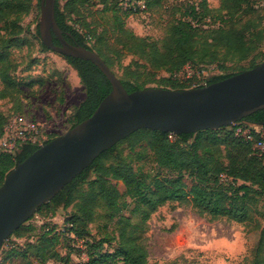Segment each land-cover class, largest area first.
Here are the masks:
<instances>
[{
	"label": "trees",
	"instance_id": "obj_1",
	"mask_svg": "<svg viewBox=\"0 0 264 264\" xmlns=\"http://www.w3.org/2000/svg\"><path fill=\"white\" fill-rule=\"evenodd\" d=\"M35 1L0 0V100L13 96L21 86V82L13 75L16 63L10 49L25 44L26 41L22 38L24 32L22 19L29 14ZM84 1L86 0H57L56 21L66 40L95 51L112 70V63L99 51L105 45L103 36L97 40L100 48L97 50L90 44L96 39L95 32L90 30L89 26L77 28L70 23L68 13L63 9L65 5L77 10L78 5H82ZM99 1L103 5L107 2ZM145 1L149 11L152 10V1ZM154 2L159 3L160 0H153ZM113 4L115 16L112 22L114 30L118 32V44L130 53L147 56L151 69L175 74L192 64H200V70L211 65L218 66L220 64L216 57L218 47H223L226 55L234 56L237 61L247 59L253 53L254 46L247 40L245 31L255 25L249 21L242 28H237L236 23L246 19L247 13L251 10L259 12L264 0H221V15L213 13L208 8L207 0L191 2L180 18H174L170 22L163 49L148 36L139 37L124 28L121 20L128 19L131 13L121 6V0H113ZM76 12L81 13L80 9ZM37 31L40 36L39 29ZM198 36L204 37L203 40L199 41ZM55 43L58 44L57 41ZM41 45L48 50L43 42ZM64 57L76 70L85 91V98L73 109L71 128L94 113L100 102L110 93L112 86L103 72L91 61ZM258 64H253L247 69ZM236 73L213 76L206 84ZM121 81L129 92L145 88L131 81L124 79ZM178 83L184 84L179 81ZM31 85L32 83L29 84ZM192 87L180 86L171 89L183 90ZM7 119L0 114V137ZM238 125L249 128L251 140L242 135L243 129L237 131ZM256 127L264 129V109L239 121L237 125L201 130L193 134L175 135L148 129L136 131L110 150L103 152L51 201L43 204L28 222L18 228L1 250L3 262L14 256L25 258L27 264H46L51 260L61 262L64 258L55 248L59 240L69 237L66 235L67 232H72L75 238H69L73 242L82 240L87 244V251H82L87 260L76 264H150L145 247L137 240V233L146 230L151 214L171 202H190L201 216H207L211 220L227 219L237 223L253 221L255 214L262 208L261 218L264 221V152L256 146L262 139L261 132L257 131ZM123 142H130L133 149L139 143H144L149 148L155 168H149L147 162L106 164L104 162L106 157L114 153ZM220 145L228 147V166H225L215 154H211L213 148ZM39 146L40 144L30 142L22 143L13 153L0 147V186L7 174ZM139 157L142 159L141 154ZM164 174L176 177L173 186L164 182L162 179ZM119 182L125 185V194L120 191ZM84 185H87V191L80 190ZM124 196L130 197L135 203L131 212L132 215L139 217L136 222L121 214L128 206L123 200ZM100 202L109 210L110 216L120 214L118 218L120 241L116 248L109 251L103 249L104 240H97L88 226L97 221L100 214L96 208ZM60 210H64L66 216L64 224L72 225L66 228L64 233L58 231L59 226H51L50 221V218ZM38 215L46 219L41 224L34 219ZM262 236L264 237V230ZM13 237L24 238L25 242L18 244L12 240ZM10 240L13 241L11 248L6 247ZM262 246L263 244L259 246L260 253L264 247ZM3 262L0 261V264Z\"/></svg>",
	"mask_w": 264,
	"mask_h": 264
},
{
	"label": "rangeland",
	"instance_id": "obj_2",
	"mask_svg": "<svg viewBox=\"0 0 264 264\" xmlns=\"http://www.w3.org/2000/svg\"><path fill=\"white\" fill-rule=\"evenodd\" d=\"M151 1L153 8L146 17L142 14L131 15L121 22L124 28L139 37L148 36L163 49L170 22L174 18H180L188 4L200 0H160L159 3ZM99 2V0L84 1L82 5H78L80 14L76 12L78 9L62 5L64 11L68 13L70 23L77 28L83 25L89 26V29L95 32L96 39L90 44L97 50L100 49L97 40L103 36L105 45L99 51L112 63V70L118 77L142 87L161 86L170 89L194 86L204 81L200 74V64L183 68L181 78L178 80L172 77V72L151 69L147 56L128 52L117 41L118 32L114 30L112 22L115 16L113 0H107L104 5ZM220 3L221 0H207L208 8L218 15L222 13ZM260 6L259 12L251 10L247 13L246 19L236 23L237 28H242L247 22H254L255 27L245 31L247 40L254 46L253 53L247 59L237 61L234 56L226 55L223 47H218L216 57L220 64L214 69L203 68L207 70L206 78L236 73L264 61V4ZM40 19L41 2L36 0L29 14L22 19L24 27L22 38L25 39V44L10 49L16 63L13 75L21 82V86L13 96L0 100V114L7 118L18 114L34 118L40 125L37 144L42 145L45 141L64 134L70 128L73 122V109L83 101L85 91L76 70L65 57L42 47V40L37 31ZM203 38L197 37L199 41ZM178 81L184 84L180 85ZM242 129L243 133L250 131L249 128L237 126L238 132ZM256 130L264 136L263 128L256 127ZM139 154L142 155V159ZM211 154H215L225 166H228L229 152L226 145L214 147ZM152 161L149 148L144 143H139L133 149L130 142H123L118 145L114 153L106 157L104 162L117 165L147 162L149 168L154 169L155 164ZM162 179L166 184L173 186L176 177L164 174ZM118 187L121 192L126 193V187L122 182L118 183ZM80 190L87 191V185ZM123 200L128 206L121 214L130 218L132 222L139 220V217L132 215L131 210L135 206L132 199L124 196ZM96 210L100 215L97 221L88 226L97 240H104L103 249L109 251L111 248H116L120 241L118 233L120 214L110 216L109 210L102 202ZM259 210L253 221L237 223L227 219L211 220L207 216H201L190 202L166 203L151 214L146 230L137 233V240L145 247L150 264H254L255 262L264 264L262 236L264 221L261 218L263 209ZM58 214L64 217V210H60ZM34 219L36 222L45 221L40 216ZM51 226L62 227L60 224H54L53 221ZM12 242L10 240V243ZM260 244H263L261 253ZM55 250L64 260L50 261L48 264H76L86 258L82 251H87V244L82 240L73 242L69 237H64L59 240ZM24 263H27L25 258L14 256L8 264Z\"/></svg>",
	"mask_w": 264,
	"mask_h": 264
},
{
	"label": "water",
	"instance_id": "obj_3",
	"mask_svg": "<svg viewBox=\"0 0 264 264\" xmlns=\"http://www.w3.org/2000/svg\"><path fill=\"white\" fill-rule=\"evenodd\" d=\"M56 1L41 0L38 29L43 44L63 56L91 61L112 89L90 117L40 145L7 174L0 186V253L5 241L43 204L103 152L136 131L193 134L232 126L264 109V61L200 87H145L129 92L100 55L66 40L56 21Z\"/></svg>",
	"mask_w": 264,
	"mask_h": 264
},
{
	"label": "built area",
	"instance_id": "obj_4",
	"mask_svg": "<svg viewBox=\"0 0 264 264\" xmlns=\"http://www.w3.org/2000/svg\"><path fill=\"white\" fill-rule=\"evenodd\" d=\"M122 1H124V2H122ZM121 6L125 10L129 11V13H131V15L142 14V16L146 17L149 13L148 5H147L145 0H121ZM215 67H217V66L211 65L207 69H209V68L214 69ZM181 74H182V71L173 74L172 77L179 80L181 78ZM200 74L202 75V79L204 81L202 83H198V85H194L193 87H200V85L201 86L207 85L206 84V82L208 80V78H206L207 70L201 69ZM233 125H237V123H235ZM242 135L246 139H249V140L252 139L250 131L246 132V133H242ZM39 136H40V125H39V123L34 118L29 117L25 114H18V115L12 116V117L7 119L6 124L4 126L3 134L0 137V147L4 151L13 153L18 149L19 145L22 143L30 142L32 144H37ZM261 137H262V139H260L256 143V146L261 151L264 152V136L262 135ZM61 226L62 227H60L58 231L64 233V232H66V228H69L72 225L70 223H67V224H62ZM66 235L71 237V238H75V236L72 232H67ZM6 247L11 248V247H13V244L7 243ZM86 258H87V256H86Z\"/></svg>",
	"mask_w": 264,
	"mask_h": 264
},
{
	"label": "crops",
	"instance_id": "obj_5",
	"mask_svg": "<svg viewBox=\"0 0 264 264\" xmlns=\"http://www.w3.org/2000/svg\"><path fill=\"white\" fill-rule=\"evenodd\" d=\"M58 212L59 211H57V213L52 217V218H50V221L52 222L53 221V223L54 224H60V226L62 225V224H64V222H65V215H64V217L60 214H58ZM39 216V215H38ZM43 219H45L44 217H43ZM46 220V219H45ZM39 222V221H38ZM37 222V223H38ZM38 224H41V222H39ZM14 239H12L13 241H15L16 243H18V244H23L24 242H25V239L24 238H16V237H13ZM0 261H2L3 262V257H2V253H0ZM85 260H87V258H85L84 260H82V261H85ZM51 261H54V260H51ZM50 261H48L46 264H48ZM54 262H57V261H54ZM9 263V260H7V261H4L3 262V264H8ZM78 263V262H77ZM24 264H27V263H24Z\"/></svg>",
	"mask_w": 264,
	"mask_h": 264
},
{
	"label": "flooded vegetation",
	"instance_id": "obj_6",
	"mask_svg": "<svg viewBox=\"0 0 264 264\" xmlns=\"http://www.w3.org/2000/svg\"><path fill=\"white\" fill-rule=\"evenodd\" d=\"M54 41H57V43H59L58 40H57L56 38L54 39Z\"/></svg>",
	"mask_w": 264,
	"mask_h": 264
}]
</instances>
